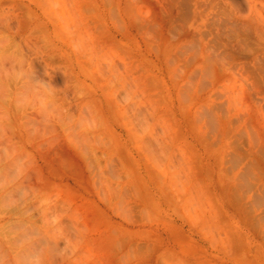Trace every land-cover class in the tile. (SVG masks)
<instances>
[{
  "label": "rangeland",
  "instance_id": "374dc122",
  "mask_svg": "<svg viewBox=\"0 0 264 264\" xmlns=\"http://www.w3.org/2000/svg\"><path fill=\"white\" fill-rule=\"evenodd\" d=\"M0 264H264V0H0Z\"/></svg>",
  "mask_w": 264,
  "mask_h": 264
}]
</instances>
